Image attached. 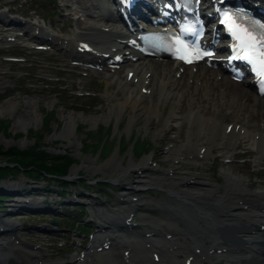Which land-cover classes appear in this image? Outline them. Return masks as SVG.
Wrapping results in <instances>:
<instances>
[{
	"label": "bare ground",
	"instance_id": "6f19581e",
	"mask_svg": "<svg viewBox=\"0 0 264 264\" xmlns=\"http://www.w3.org/2000/svg\"><path fill=\"white\" fill-rule=\"evenodd\" d=\"M68 5L70 4L75 5L79 2V0H67ZM79 13V11L77 12ZM77 22H80L77 21ZM100 25L94 24L92 21H88L87 25L83 29L82 33H76L73 32L72 36L77 41H89V40H104L105 38L108 39V41H103V44L101 46L102 49L107 50L108 46L111 45V36L115 32V28H111L110 32H103L100 30ZM152 69L154 71L152 76V82L151 85L148 87L152 91L150 95L146 94L144 95L140 90L139 87L142 85V80L138 84H127L125 82V79H120L116 75L112 74H103L107 78V84L112 85L114 83L113 93L110 95L111 98H115V101L113 102V105L109 108V112L107 114H103L102 117L105 118L106 121L112 122L115 120L119 121L120 118H125V116L128 117V126L127 130H132L136 125L139 126L141 130L148 131L150 127H152L155 123H157L158 119L162 116V114L165 113V111L162 110V108L170 105L171 107V116L180 114V119L183 121H186L188 124V130L186 135V143L182 145L183 148H188V155L195 154V157L199 154V142L204 141L206 138L208 144L213 143L214 140L209 137L208 130H203L202 123L203 120L209 122L210 119L215 118L217 120H220L222 122V131H224L226 120L222 113L223 107H226L227 110L233 109L236 114H240L241 111H245L244 117H242L241 121L243 122V126L249 127V118H253L254 121L259 120V118H264V109L262 107H259V110L254 112L257 103V97L255 96L253 99H250V97L247 96V90L246 87L243 86V84L240 86L238 83H233L232 88H230V91H227V88H229V81L227 77H224L222 79V82L215 83L212 85L213 88H211L208 95H205V86L204 84H208L211 80L212 74H208L206 76L205 80L203 81V85L198 87L197 82L201 80L199 75L202 74L204 66L200 67L199 74L196 75V80L194 81V84H188L187 76L184 77V79H178V81L173 84V70L172 65L159 64V63H152L151 65H145L141 66L140 69L145 70ZM217 71H212V73H216ZM100 74V75H101ZM124 85L122 89V97H116L115 90H118V86ZM217 87V91L215 93L214 90ZM200 90V95L196 99H194V93L196 91ZM213 93V94H212ZM211 94V95H210ZM185 95V96H183ZM182 96V97H181ZM209 97L210 101L206 102L205 98ZM173 98V100H172ZM181 98V99H180ZM14 100H9L5 102L2 106H0V114H5V112L12 114V112L15 111L16 102H13ZM170 101V102H169ZM169 102V103H168ZM246 103H249L250 106L247 107L245 110ZM30 106V115L28 116L33 117L35 115V109L37 108V103L34 100H30L27 103ZM206 104L210 105V110H204V106ZM232 105V107H231ZM231 107V108H230ZM193 109H200L202 110L199 115H197V119H195L194 122H192L189 117L191 111ZM211 115V116H210ZM28 116L23 118L17 119V124H19L18 128H21L23 125L27 124ZM68 120L65 123V129L62 132L64 135H67L70 137L72 134V131H75L76 126V117L75 116H65ZM101 117V118H102ZM171 118V117H170ZM220 118V119H218ZM260 119V120H261ZM92 122L95 123L94 118H92ZM169 120V119H168ZM259 120V121H260ZM237 122H241L240 120H236ZM260 125V123H259ZM195 128V129H194ZM252 132H255L256 134L260 131L257 128H252ZM156 130H154L155 132ZM162 134H165L164 132H161ZM62 134V135H63ZM204 134V137L202 140H200V136ZM255 135L252 134L250 137V140L253 141V143L260 147L259 143H257V140H254ZM253 145V146H255ZM211 148V147H209ZM264 150V148H262ZM117 152L114 155V158H112L110 161L106 163V168H112L116 169L121 167V163L117 160ZM185 155V154H182ZM207 155H212L211 150L208 149ZM263 157H260V160H262ZM146 159L144 161V167L147 166ZM198 160L197 157L195 159ZM193 161V160H192ZM192 162H187V165H190ZM129 169L126 170L123 177L127 174L128 170H131L134 168L136 170L138 167L133 164V162H130L128 164ZM140 169V168H139ZM172 182L170 187L172 189L168 191L172 197L177 198L181 203L183 202H189L192 205L190 206L192 208L193 213V219H198L197 214L198 211L204 216L203 223H209L212 226V229H214V238L212 239L213 242L216 241L218 238V230L219 228H222L226 226L228 223H232L229 219L230 218H224L223 216L219 218L218 215H215L213 213V210L211 208L207 209L204 208L205 201L212 200L214 202H225L227 196L226 193L229 191H226V193L219 192V188H216L213 183H211V180L207 177H204L203 175L193 173L189 177L186 176H176L173 175ZM195 176V177H194ZM121 179H124V178ZM195 178L198 181V185L195 187H184L180 186L179 189H175L173 186L180 181L181 183L187 180H191ZM224 178L226 180L227 185L229 187H233L236 189L237 187H246V185L243 182V177L241 175H236L233 173V171L229 169H225L224 172ZM178 183V184H181ZM209 184L207 187L205 184ZM205 187V188H204ZM246 189V188H245ZM260 191L264 192V185H260L259 189ZM215 194H217L215 196ZM264 196V195H263ZM171 197V198H172ZM213 198V199H212ZM252 209L248 213H242L240 215V218L233 222L234 225L239 224H251L254 225V223H259L260 221L256 220L255 218L251 217V211L256 210L258 205L255 203L251 204ZM232 207H237L235 204H233ZM152 222H155L157 227H159L165 220L159 221V220H151ZM169 225H175V223L172 221L168 223ZM232 225V224H229ZM162 228V225L160 226ZM138 239L141 241L144 240L143 234L137 235ZM262 239H264V231H261L258 235L250 237V239H247V245L249 246V251L246 252L245 255H240L239 257H235L232 261H230V264H233L232 262H235L234 264H240L244 257L251 255H259L263 253L264 249H262V246L259 245L258 242H261ZM17 240V239H16ZM183 241V240H182ZM120 244V243H119ZM123 244V241L121 242ZM134 246L133 251L136 252L138 250L139 244L132 243ZM204 248L208 251L212 250L211 244L207 243L206 245H203ZM9 251L5 253H0V259L4 260L6 263H11L12 261L15 264H60V261L53 262L48 256L45 254L44 251L39 250L35 251L33 248L30 250V247L25 244L24 242H21L20 245L16 244L15 241H10L9 243ZM117 250L112 251V253H116ZM96 259L98 256L104 258L105 260L109 261V255L108 253H102L98 256L93 255ZM177 258V256H174V259ZM92 264H97L96 261H94Z\"/></svg>",
	"mask_w": 264,
	"mask_h": 264
},
{
	"label": "rangeland",
	"instance_id": "374dc122",
	"mask_svg": "<svg viewBox=\"0 0 264 264\" xmlns=\"http://www.w3.org/2000/svg\"><path fill=\"white\" fill-rule=\"evenodd\" d=\"M15 0H0V5H10L14 7ZM17 8L20 9L17 5ZM49 10H52V8L49 6ZM28 67V66H27ZM26 68V67H25ZM15 69H24V66L16 65L14 64H6L3 63V65L0 66V72H7L12 71ZM103 74H92L90 78L83 80L85 82V89L83 88V91H93L94 93L102 92L101 98H91V99H75L69 98L70 101L78 102V105H81V103L89 102L91 104V107H88L89 109H81L78 110L77 108H72L71 105L64 104L61 101H65L64 99H58L57 95H54V92H50L48 95L40 93V89L38 86L36 87H29V83L27 81L24 82V84L27 85L29 88L28 93L26 95H19L18 92H13L9 90V86L11 84V81L8 77V75H1L0 76V106H2L5 102L9 100H14L13 102L17 103L15 106V111L12 112V114H9L5 112V114H0V120L7 119L9 124L11 123V130L10 132L6 133L5 135L3 133L0 134V145H2L5 149H12V150H23L26 151L29 147L34 146L35 144H38L39 142L41 144H45L47 151L49 153L55 154L56 152H64L66 153V150H68L70 156L74 157L78 163L73 165L70 169L69 177L67 178L70 181H73V179H78V177H81L83 180H86V182H90L94 184L95 181L101 178L107 177H113L115 179H120V177H123L124 173L127 169H129L128 164L130 162H133L135 166H138L139 164L144 165V161L148 157H152L153 155L159 156L158 149L162 146H165L166 143L169 141V139H160L162 137V133L165 129V120L169 118V107L170 105L165 109L162 108L163 111H165L164 114L158 119L157 123H155L152 127L148 129V131L141 130L138 125H136L132 130L128 131V117L125 116V118H120L119 121L115 120L112 122H108L105 120L103 114H107L109 112V108L113 105V102L115 101V98L110 99V95L106 94L108 92L113 93V88L107 86V81H103ZM76 77H73L71 80H69L70 88L76 89L77 82L75 80ZM33 87V88H32ZM62 90V88H60ZM16 94V95H15ZM9 95H12L13 97H8ZM15 95V96H14ZM71 95V94H69ZM123 94H119L117 97H122ZM7 97V98H6ZM30 100H34L37 103V108L35 109V115L30 118L28 114L30 115V106L27 104ZM69 101V102H70ZM248 104V103H247ZM208 107V106H207ZM222 112L224 115L226 114V108L223 107ZM51 116L50 122H49V129L47 131L46 126L42 128L43 126V120L46 119L47 116ZM66 115L75 116L76 122L75 131H72V134L70 137L67 135H64L62 132L65 129V123L68 121L66 119ZM238 115L234 113L232 117H227V121H232L234 119H238ZM28 116L27 124L23 125L21 128L19 127V124H17L18 118H23ZM102 117V118H101ZM92 118H94L95 123H93ZM261 118H259L260 120ZM252 120V119H251ZM259 120L256 119L255 123L252 124V128L258 129V123ZM254 121V120H253ZM253 123V122H252ZM81 124H84V126H80ZM110 129L109 137L104 135L106 130ZM195 129V128H194ZM33 130L34 132H38L40 130H43L45 133V136L43 139H27L26 137H20V135H24L27 133V131ZM50 130H53V132L50 134H46V132H49ZM100 130V132L97 134L99 138L106 136V139H109V142H112V144H115L117 146V141L119 139H127L134 137L137 133H140L142 138H144L143 143L152 142L154 145V148L148 155L142 156V158H136L133 156L132 149L129 151H126L124 153L123 151H119L118 146L115 148V151L108 156L105 160L100 157V154L98 152H84L82 148L83 142H92L93 140L89 137H87V133ZM154 130H156L154 132ZM188 128H185L182 132L183 135H187ZM10 133V134H9ZM63 134V135H62ZM125 139V141H126ZM112 140V141H111ZM43 147L40 146L39 149H42ZM142 148V146H140ZM178 150H180L179 154L182 153V147L180 146L176 147ZM4 151L6 152V150ZM174 149L173 151H175ZM117 152V160L121 163V167L112 169V168H106V163L110 161L112 158H114V155ZM123 152V153H122ZM57 154V153H56ZM174 157H176L177 154H173ZM169 158V157H168ZM170 160V159H169ZM169 160H167V157H164L162 159V164L160 169L158 170L156 175H153V180L151 181L150 185H153L154 188H158L160 191H153L150 194L144 195V197L147 199L149 203H152V205L160 206L162 210V214L159 216L162 220V217H169L171 215V212H173L175 209V204L177 203V200L175 198H170L169 194L167 193L168 190H171L172 187H170L171 183H167V177L165 175V172L163 173V168L165 169L164 165H166ZM218 160H216L215 155L206 157L203 159V161H192L190 165L193 167H197L198 170H196L197 174H206L210 176L213 183L216 182L215 187L219 188V192H223L226 190V188L229 186L225 183V179L221 177L220 172L223 170L221 169V163ZM241 165V164H240ZM191 166V167H192ZM134 169V168H132ZM131 169V170H132ZM229 169L234 170L236 175H241L244 179V184L248 187L256 186V181H263L260 180L259 174L257 173V170L254 171L252 167L247 164V166H235L230 165ZM105 170L104 172H102ZM128 170V171H131ZM127 171V172H128ZM98 174V175H97ZM258 174V175H257ZM24 175L18 174L17 176L9 177L8 180H6V184H8V187H15L17 189L24 188V182L25 178ZM133 176V175H132ZM264 176V173H263ZM121 180V186L125 187L124 185L128 184V182H125V179ZM38 187H45L47 184L50 186H53V182H46V181H38ZM177 189V187H174ZM1 189V185H0ZM92 189V188H88ZM118 189V188H117ZM116 188L110 189L109 187L104 188V192H102L103 196H109L110 201H116L117 196H119L121 193L117 192ZM70 192V196L66 197L63 202L72 204L71 202H74V198L72 197L74 193L82 194L84 191H82V187L79 185H73L68 190ZM94 191V189H92ZM234 191V190H230ZM96 192V191H94ZM84 194V193H83ZM58 198L56 195L52 194L51 197L47 196V199L45 201V204L50 207L51 204L49 201H56ZM80 199V198H79ZM72 207V206H68ZM218 209H220L219 206L216 205ZM7 207H5L6 209ZM88 212H85L83 219H86L88 216V220H96V217L91 213V210L88 208ZM168 211V212H167ZM171 211V212H169ZM167 213V214H166ZM88 214V215H87ZM38 218L34 217V219L38 220L37 223H42V221H46L50 227H53L51 225V222L48 219H44L41 215L37 216ZM65 232V231H64ZM61 235H63V233ZM69 236L68 240H73L74 236L72 233L65 234ZM22 241L31 246V243L26 239V236H22ZM71 246V245H67ZM49 255V252H47ZM54 258V257H53ZM54 259H61L60 256L55 257Z\"/></svg>",
	"mask_w": 264,
	"mask_h": 264
},
{
	"label": "trees",
	"instance_id": "16d2710c",
	"mask_svg": "<svg viewBox=\"0 0 264 264\" xmlns=\"http://www.w3.org/2000/svg\"><path fill=\"white\" fill-rule=\"evenodd\" d=\"M49 122L50 119L47 118L44 120L43 124V127L46 126L47 131L50 128ZM9 127L10 124L8 120H0V133L8 132ZM44 135V132L36 133L33 130L28 133V137L34 139H43ZM89 137L94 140L89 143H84V148L87 151H101V155L103 158L107 157L113 151L114 146L110 143L108 144V146L104 147L105 136L103 138H98L96 137V135H89ZM40 146H42V144L39 142L35 146L29 148L28 151L17 150V152L14 153H11L10 151L5 152L3 150V147L0 146V164H7L5 169L0 166V176L4 175L7 171L18 172L19 170H22L24 172H28L29 169H33L34 171L46 174L53 173L61 176L68 174L69 169L76 162V160L73 158L71 159L68 155H49L46 151L39 150ZM141 146L142 148H140V146L137 147L135 151L136 156H141L142 154L148 152L150 148H152L151 144H149L148 146L147 144L142 143ZM129 147V142H124L122 144V151L126 152ZM12 165L15 166V169L11 168Z\"/></svg>",
	"mask_w": 264,
	"mask_h": 264
},
{
	"label": "snow or ice",
	"instance_id": "6c2138e0",
	"mask_svg": "<svg viewBox=\"0 0 264 264\" xmlns=\"http://www.w3.org/2000/svg\"><path fill=\"white\" fill-rule=\"evenodd\" d=\"M228 18L227 16L225 17ZM264 28V26H261ZM232 31V29H229ZM232 35L237 41L235 51L236 59H243L254 66V70H258L261 75H264V33L255 36L246 29L240 31H232ZM202 55H211V53H203ZM181 59L185 57L181 56ZM190 62V61H189ZM258 64V69H257Z\"/></svg>",
	"mask_w": 264,
	"mask_h": 264
}]
</instances>
